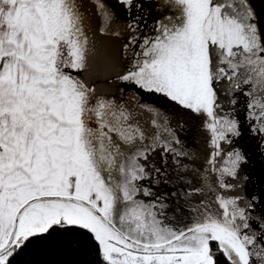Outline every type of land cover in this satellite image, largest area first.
Instances as JSON below:
<instances>
[{
  "label": "snow or ice",
  "instance_id": "1",
  "mask_svg": "<svg viewBox=\"0 0 264 264\" xmlns=\"http://www.w3.org/2000/svg\"><path fill=\"white\" fill-rule=\"evenodd\" d=\"M117 2L129 14L141 7ZM163 6L172 15L155 35L141 39L137 22L125 26L131 56L117 79L135 94L121 102L76 74L102 55L98 36L121 37L109 0H0V264L54 228L89 234L100 264H264V194L238 191L246 157L223 145L241 126L217 111L222 81L232 92L248 86L251 130L264 136V17L250 0ZM139 91L206 117L208 167L192 169L180 193L189 223H166L168 197L141 184L151 178L141 163L150 152L173 154L185 172L180 158L189 153L174 146L181 142L167 117L139 103ZM143 112L151 128L138 119Z\"/></svg>",
  "mask_w": 264,
  "mask_h": 264
},
{
  "label": "water",
  "instance_id": "2",
  "mask_svg": "<svg viewBox=\"0 0 264 264\" xmlns=\"http://www.w3.org/2000/svg\"><path fill=\"white\" fill-rule=\"evenodd\" d=\"M135 3L140 4L141 7L133 6L129 14L128 10L120 5L117 0H109L110 6L116 13V23L121 31V37L98 36L97 47L102 55L94 57L87 70L76 73L81 79H87V82L97 89L98 94L116 97L121 99V102L127 101L135 94L133 88L126 86L117 79V74L125 69L127 60L131 56V52L125 53L123 48L131 35L125 30L126 24L133 21L137 22L139 24L138 35L142 39L144 36L155 35L157 22L164 20L167 15H172L171 10L164 8L163 0H134ZM250 3L258 16L264 17V0H250ZM135 50L139 51V48L137 47ZM219 88L222 91L218 92V103L220 104L218 113L220 115L228 114L229 118L236 119L241 126V136L232 138L231 146L223 145L225 151H229L233 147L239 148L246 157V163L241 165L239 175L247 179L240 180L242 188L238 191L249 198L251 195L260 196L264 194V147H261L264 145V136L253 133L251 130L256 121L248 119L250 109L247 105L252 98L245 93L249 91V87L243 86L241 91L232 92L229 91L228 83L222 81ZM138 100L141 104H148L159 109L167 117L168 127L172 129L181 142L180 145L174 146L189 153L188 157L180 158L182 164L188 165V172H185L182 169H177L173 163V154H165L160 148L150 152L148 161L141 160V163L145 164L146 170L151 172V178L142 181L141 184L145 187H151L157 195L163 194L168 197L165 200V203L169 205L165 210L166 223H171L173 226H176L177 223H189L190 213L185 207H181L184 200L180 193L187 190L182 181L183 179L192 180V169L203 172L208 167L205 158L212 149L209 144L210 134L204 127L206 117L183 109L159 94L139 91ZM232 100H235L236 103L232 104ZM151 118V114L147 112H143L138 117L145 128H151V125L147 123ZM161 122L163 123V121ZM153 131L155 130L153 129ZM161 139H169L167 133L161 132ZM145 143L147 144L149 141H145ZM164 160L167 161L166 165ZM153 166L161 169V173H156ZM165 177H167V183L164 182ZM226 179L233 182L230 178ZM156 180H159L160 183H154ZM171 193H176V196H171ZM141 198L146 201L151 199ZM195 202L199 203V200L197 199ZM259 214L260 209L258 207L252 215Z\"/></svg>",
  "mask_w": 264,
  "mask_h": 264
},
{
  "label": "trees",
  "instance_id": "3",
  "mask_svg": "<svg viewBox=\"0 0 264 264\" xmlns=\"http://www.w3.org/2000/svg\"><path fill=\"white\" fill-rule=\"evenodd\" d=\"M218 259L222 261V255ZM12 264H100V260L89 234L54 228L49 234L32 239Z\"/></svg>",
  "mask_w": 264,
  "mask_h": 264
},
{
  "label": "flooded vegetation",
  "instance_id": "4",
  "mask_svg": "<svg viewBox=\"0 0 264 264\" xmlns=\"http://www.w3.org/2000/svg\"><path fill=\"white\" fill-rule=\"evenodd\" d=\"M212 247H213V250H214V251L217 249L215 243H213Z\"/></svg>",
  "mask_w": 264,
  "mask_h": 264
}]
</instances>
